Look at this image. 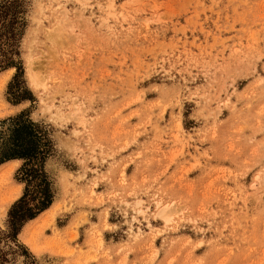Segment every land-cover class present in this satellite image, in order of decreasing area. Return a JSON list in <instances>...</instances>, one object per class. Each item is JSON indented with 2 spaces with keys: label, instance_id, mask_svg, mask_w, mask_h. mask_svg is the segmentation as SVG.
<instances>
[{
  "label": "rangeland",
  "instance_id": "374dc122",
  "mask_svg": "<svg viewBox=\"0 0 264 264\" xmlns=\"http://www.w3.org/2000/svg\"><path fill=\"white\" fill-rule=\"evenodd\" d=\"M23 17L28 98L1 71L0 121L48 128L54 201L17 246L23 161L0 164V264H264V0H27Z\"/></svg>",
  "mask_w": 264,
  "mask_h": 264
},
{
  "label": "trees",
  "instance_id": "16d2710c",
  "mask_svg": "<svg viewBox=\"0 0 264 264\" xmlns=\"http://www.w3.org/2000/svg\"><path fill=\"white\" fill-rule=\"evenodd\" d=\"M26 1L0 0V72L16 68L7 90L13 104L27 99L29 93L22 86L24 71L19 60V39L26 24L23 22ZM53 150L48 128L33 120L27 112L22 111L0 121V164L12 159L23 161L15 176L24 183V191L8 211L10 235L17 246H20L17 236L23 225L54 201L52 181L45 169L46 160ZM2 240L0 236V244ZM32 262L35 263V259Z\"/></svg>",
  "mask_w": 264,
  "mask_h": 264
},
{
  "label": "bare ground",
  "instance_id": "6f19581e",
  "mask_svg": "<svg viewBox=\"0 0 264 264\" xmlns=\"http://www.w3.org/2000/svg\"><path fill=\"white\" fill-rule=\"evenodd\" d=\"M27 58H29L28 59V62H27V68H26V71H27V75H28V78H29V81H30V83L33 85V86H35V87H38V86H40V85H43V81H42V79L40 78V76H39V74L35 71V63H34V61H33V59L31 58V56H29V57H27ZM12 71V70H11ZM7 73H8V71H7ZM3 78V77H2ZM3 80V79H2ZM18 160V159H17ZM15 163H16V161L15 162H11V163H7L8 165H9V167L12 169L14 166H15ZM18 163V162H17ZM7 169V168H6ZM3 170V169H2ZM5 171V170H4ZM8 171V170H7ZM9 172V171H8ZM3 174V173H2ZM9 175V174H8ZM16 189V188H15ZM14 189V191H16ZM18 191V190H17ZM19 193V192H18ZM17 193V194H18ZM11 196V195H10ZM16 196V195H15ZM14 196V197H15ZM9 197V196H8ZM12 197V196H11ZM16 198V197H15ZM14 200V199H13ZM12 201V200H11ZM10 201V202H11ZM52 206L53 205H51L50 207H48L47 209H45L42 213H44V212H47V211H49L51 208H52ZM50 212H51V210H50ZM42 213H40V215L42 214ZM52 214V213H51ZM39 215V216H40ZM160 215L161 216H163L164 218H165V220H170V217H171V213H170V210H168V209H162L161 211H160ZM35 218H37V217H35ZM35 218H33V219H35ZM33 219H31V220H33ZM33 238V237H32ZM30 244L32 243L31 242V240H27ZM33 245V244H32Z\"/></svg>",
  "mask_w": 264,
  "mask_h": 264
},
{
  "label": "crops",
  "instance_id": "0c3cea01",
  "mask_svg": "<svg viewBox=\"0 0 264 264\" xmlns=\"http://www.w3.org/2000/svg\"><path fill=\"white\" fill-rule=\"evenodd\" d=\"M15 161L17 162V161H19V160H17V159H13V160L7 161L6 163H11V162H15ZM6 163H4V164H6ZM4 164H3V165H4Z\"/></svg>",
  "mask_w": 264,
  "mask_h": 264
}]
</instances>
